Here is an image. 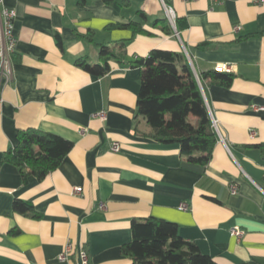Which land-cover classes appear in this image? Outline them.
Listing matches in <instances>:
<instances>
[{"label":"crops","instance_id":"obj_1","mask_svg":"<svg viewBox=\"0 0 264 264\" xmlns=\"http://www.w3.org/2000/svg\"><path fill=\"white\" fill-rule=\"evenodd\" d=\"M165 4L187 23L181 33L157 22L168 18ZM5 7L16 11L17 42L0 101V264H81L82 248L89 264H131L121 248L132 220L150 216L177 223L218 264H264V0H0ZM130 21L150 34L108 28ZM102 43L124 58L96 76L77 62H98ZM156 47L187 51L197 77L234 65L229 85L200 83L218 126L202 172L181 166L178 144L140 132L141 71L128 61ZM27 128L73 142L40 181L24 182L4 160ZM15 199L34 211H15Z\"/></svg>","mask_w":264,"mask_h":264},{"label":"trees","instance_id":"obj_2","mask_svg":"<svg viewBox=\"0 0 264 264\" xmlns=\"http://www.w3.org/2000/svg\"><path fill=\"white\" fill-rule=\"evenodd\" d=\"M157 22H165L162 30L166 34L174 31L168 18ZM175 26L181 33L187 23L176 16ZM108 28L150 34L138 21L111 24ZM123 58L118 57L114 45L102 43L98 62L81 58L77 64L91 74L104 76L111 70V60L123 62ZM128 64L141 71L137 111L148 124L141 134L164 144H178L181 166L202 172L211 159L218 134L200 83L207 77H221V83L229 85L233 74L212 70L198 73L197 77L185 52L159 47ZM72 146L73 142L61 135L27 128L19 132L17 145L4 154V160L20 169L24 182L30 176L40 181L59 166ZM13 208L23 214L34 211L33 206L22 199H15ZM131 229L132 240L121 248L131 264H218L212 256L202 252L195 241L182 237L175 222L153 216L134 218Z\"/></svg>","mask_w":264,"mask_h":264},{"label":"built area","instance_id":"obj_3","mask_svg":"<svg viewBox=\"0 0 264 264\" xmlns=\"http://www.w3.org/2000/svg\"><path fill=\"white\" fill-rule=\"evenodd\" d=\"M165 9L167 16L170 20V22L174 25L175 27V11L171 8L168 7L165 4ZM16 16V11L14 9L10 8H3L0 12V27L2 30V36H3V43L0 45V101L2 100V86L5 81H9L11 79L12 75V55L16 49V36L14 34V20ZM239 27H236V30H238ZM185 54L192 63V59L187 51H185ZM216 71L219 72H227V73H232L234 71V65L231 63H219L215 67ZM101 117H105L104 113L100 114ZM212 124L213 127L215 128L216 132H218V126L217 122L214 118H212ZM112 149L115 151L120 150L119 143L115 142L113 143ZM76 192H80L79 187H75L74 189ZM232 193H236L238 188L236 185L231 186ZM182 208L187 209V204L183 203L181 205ZM231 233L237 237H242L244 231L239 229L238 227H234L231 229ZM71 245H67L66 247V253L61 255V259H66L71 253ZM81 264H89V255L88 252L85 249H81L79 252Z\"/></svg>","mask_w":264,"mask_h":264}]
</instances>
